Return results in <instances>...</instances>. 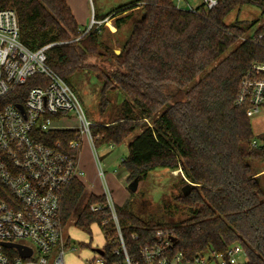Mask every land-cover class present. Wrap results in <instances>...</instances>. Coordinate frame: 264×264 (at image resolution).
Returning <instances> with one entry per match:
<instances>
[{
	"label": "trees",
	"instance_id": "obj_1",
	"mask_svg": "<svg viewBox=\"0 0 264 264\" xmlns=\"http://www.w3.org/2000/svg\"><path fill=\"white\" fill-rule=\"evenodd\" d=\"M176 1L133 0L107 15L95 12V21L113 20L117 30L132 21L120 54L103 38L106 23L85 35L67 0H0V10L17 13L26 48L37 51L52 46L47 65L65 82L87 70L93 72L102 84V115L110 104L109 92L119 90L126 96L118 119L94 123L91 134L98 148L121 145L141 130L122 162L128 185L159 169L180 172L182 185L192 184L188 196L181 192L175 199L188 215L179 224L140 218L135 212V194L116 207L131 259L139 258L158 231H167L177 239L173 253H183L188 259L240 246L244 264H264V187L252 167L254 161L264 160V135L254 133L246 109L236 106L243 76L252 65L264 64V25L255 32L256 40L240 42L253 24L225 23L232 12L245 6H257L264 13V0H219L209 10L204 5L184 10ZM96 55L113 60L114 70L102 73L89 65L87 60ZM44 81L41 76L31 77L1 100L0 109L7 104L25 105L29 91ZM182 90H186L185 99L171 104ZM35 134L50 147L61 143L65 153L80 154L70 148L78 139L76 131ZM94 205L103 209L92 212ZM105 206L103 196H95L75 180L62 201V222L66 225L74 219L75 228L90 237L88 244L80 243L82 248H90L92 229H100L105 237L104 264H119L125 260L119 231Z\"/></svg>",
	"mask_w": 264,
	"mask_h": 264
},
{
	"label": "built area",
	"instance_id": "obj_2",
	"mask_svg": "<svg viewBox=\"0 0 264 264\" xmlns=\"http://www.w3.org/2000/svg\"><path fill=\"white\" fill-rule=\"evenodd\" d=\"M202 1L208 10L219 3V0ZM108 22L109 19L101 22L93 19L84 34L94 26ZM253 40H256L255 36ZM51 47L37 51L26 48L21 42L17 13L0 10V102L31 77L45 79L29 91L25 105L7 104L0 109V264H66L69 247L62 222V201L72 183L83 175L80 154L65 153L60 148L61 143L50 147L40 142L35 132L66 130L56 128L54 123L75 114L81 127L76 130L78 139L70 144L71 150L79 151L85 137L96 147L91 134L94 123L87 120L79 98L68 83L47 65V52ZM18 106H23L24 112ZM236 106L246 109L250 119L264 111V64L252 65L243 76ZM253 146L258 147L259 142L254 141ZM98 163L100 165L99 159ZM99 174L104 179V171ZM104 186L105 207L111 211L118 228L125 257L119 264L246 262H243L245 255L240 246L230 247L222 253L212 250L192 259L183 253L174 254L172 236L167 231H158L155 240L141 249L139 258L131 259L120 233L117 205L105 179ZM102 209L100 205L91 207L92 212ZM133 239L138 240V236L133 235ZM24 241L30 243H22ZM6 244L29 248L32 256L25 259L16 248H8ZM97 264H104L101 254Z\"/></svg>",
	"mask_w": 264,
	"mask_h": 264
},
{
	"label": "rangeland",
	"instance_id": "obj_3",
	"mask_svg": "<svg viewBox=\"0 0 264 264\" xmlns=\"http://www.w3.org/2000/svg\"><path fill=\"white\" fill-rule=\"evenodd\" d=\"M132 1L133 0H89L92 21L95 17V12L99 15H107L115 11L118 7ZM176 4L178 8L190 10L202 6L203 1L177 0ZM137 16L138 14L135 15V17ZM131 22L132 21H129L120 30H117L114 26V21L109 20L107 29L103 31V38L116 54L120 52L122 45L126 42L131 33ZM237 22L253 24L249 33L241 39L240 42H242L245 41V39L253 38L255 32L264 25V13L257 6H245L241 11L236 10L232 12L225 20L228 26ZM89 27L84 25L80 26L83 31H87ZM237 46L238 44L230 48L219 61L225 59ZM87 63L98 67L102 73H108L115 68L114 61L108 59L106 56H92L87 60ZM68 85L79 98L88 121L92 123H112L121 115L122 103L126 96L119 90H115L111 93L109 92L110 104L105 114H101L99 104L102 84L90 70L72 77ZM171 92L177 94V90L175 89ZM185 92L186 90L180 91L179 94L172 99L171 104L176 101L184 100ZM251 123L256 135H264V111H261L259 115L252 118ZM54 126L59 129L76 131L80 129L81 124L76 120L75 114H70L68 119L64 118L57 121L54 123ZM140 132L141 130L138 129L121 145H109L98 148H94L86 137L83 139L79 153L81 170L85 175L81 177L88 192L97 195H105L102 185L103 179L99 175V171H103L104 168V179L112 194L115 205H123L127 202V199H130L132 193L128 190V174L123 169L122 162L128 155L129 144ZM97 158L100 161V165ZM252 167L254 172L258 174V172L264 168V160L254 161ZM182 178L184 177L180 172H171L166 169H159L150 173L148 178L140 182L139 189L133 197L136 214L147 222L153 221L163 225L179 224V222L186 220L188 216L187 213L179 208L175 200L181 194L182 188L185 186L182 185ZM261 184L264 187V177L261 178ZM65 227L64 235L66 237L70 236L77 248L76 251H70L68 253L65 258V263L89 264L90 261L92 264H97L99 260L97 251L102 249L105 245V237L102 231L96 227L93 228L90 248H82L80 243L85 242L88 244L90 242V237L75 228L74 219ZM22 243L29 244L30 242L24 241ZM245 261L246 259H243V262Z\"/></svg>",
	"mask_w": 264,
	"mask_h": 264
},
{
	"label": "crops",
	"instance_id": "obj_4",
	"mask_svg": "<svg viewBox=\"0 0 264 264\" xmlns=\"http://www.w3.org/2000/svg\"><path fill=\"white\" fill-rule=\"evenodd\" d=\"M67 1H68V5L70 6V8H71V10H72V12H73L78 24H79V26L84 25V26H88L89 27L92 24V22H91L92 21V16L90 14V9H89V6H90L89 0H67ZM106 146H109V145H104L103 147H106ZM79 164H80V168H81L80 158H79ZM103 171H104V168H103ZM83 175H85V174H83ZM258 176H260V178L264 177V168L258 172ZM78 180L83 183L82 177H80ZM103 182H104V179H103ZM103 182H102L103 191H105V186H104ZM85 187H86V185H85ZM92 194H94L97 197H102L103 196V195H99V194L97 195L95 193H92ZM120 206H122V205H120ZM66 225H68V224H66ZM66 225H64V233H65V228H66L65 226ZM65 238H66L67 246L69 247V249L67 250V253L65 255V258H66L70 251L74 252V251L77 250V248L75 247V243L72 242V239H71L70 236H68V237L65 236ZM81 243H85V242H81ZM89 264H92V263L89 261Z\"/></svg>",
	"mask_w": 264,
	"mask_h": 264
},
{
	"label": "water",
	"instance_id": "obj_5",
	"mask_svg": "<svg viewBox=\"0 0 264 264\" xmlns=\"http://www.w3.org/2000/svg\"><path fill=\"white\" fill-rule=\"evenodd\" d=\"M118 54H120V52H118ZM18 108L24 112V108L23 106H18ZM144 176H140V177H137L135 178L129 185H128V190L132 193V194H136L138 189H139V184L142 180H144ZM191 186L192 184L188 183L187 185H185L183 188H182V193L184 196H188L190 191H191ZM172 239V242L173 243H176L177 239L175 237H171ZM6 247L8 248H16L18 251H19V254L21 257L27 259V258H30L32 256V250L29 249V248H26L24 246H21V245H14V244H6L5 245ZM99 254L102 253L101 250H98L97 251Z\"/></svg>",
	"mask_w": 264,
	"mask_h": 264
}]
</instances>
